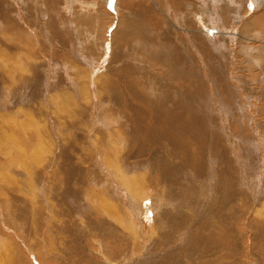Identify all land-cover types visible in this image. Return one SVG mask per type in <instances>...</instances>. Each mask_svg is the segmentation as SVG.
Masks as SVG:
<instances>
[{
  "label": "bare ground",
  "instance_id": "obj_1",
  "mask_svg": "<svg viewBox=\"0 0 264 264\" xmlns=\"http://www.w3.org/2000/svg\"><path fill=\"white\" fill-rule=\"evenodd\" d=\"M14 1H16V0H14ZM26 1H28V0H26ZM45 1L47 2V0H45ZM252 1L253 2H251V3L254 5H259V3L260 4L264 3V0H252ZM14 4H16V3H14ZM252 4H251V7L254 6V5L252 6ZM0 5H1V3H0ZM232 5L234 6V2L232 3ZM235 5H236V2H235ZM15 6H17V5H15ZM254 7H256V6H254ZM114 12H115V10H114ZM198 12H200V10H198ZM36 13H38V12H36ZM44 13L45 12H43V14ZM135 14H137V13H135ZM135 14H133V15H135ZM196 14H198V13H196ZM109 16H111V15H109ZM235 16L238 19V16L237 15H235ZM134 17L133 18L131 17V18L134 19ZM128 18H129V16H128ZM128 18L125 16L119 20V24H117L116 28L117 29L120 28L121 30L119 32L116 31L113 35V38H115L116 41L122 40V38L127 36V34H125V32L130 27H131V29H132V27H135V29L133 28L130 33L135 32L134 37L139 38L140 42H138V43H140V45H143L140 48L141 52H137L136 55H132V56L136 57V59L132 63L131 62V56H125L122 53L123 50H121V54L119 52V54H116L114 57H111L110 62H111V64H113V67L108 66V64L105 66V64H104V66L101 67L102 68L101 70H99L100 68L93 69V72H94L93 74H95V77L93 79H91V81H90V80H88V75L86 76V79L83 76L84 82L83 81L81 82L82 86L80 85L81 87L79 89L82 92V96H83L82 99L84 101L92 100L93 102L101 103V101H98L99 97L101 95H102L101 97L103 99L102 98H100V99L104 100L105 103L112 101V100H115V101H113L114 106H115V110L117 112L118 111L120 112L119 114L121 116V119L127 124L126 127L124 125V131H123L124 138L122 139L119 136V131L116 130L115 128H113L112 126L105 127L106 122H108L109 120H107V117L105 119H103L104 116H102L103 117L102 120L106 121L104 123L105 125L103 127H105L106 129L111 128L110 132L108 134H104L105 138H104V140H102V143H103L102 148L104 149L105 153H109L108 156H105V153L103 154L104 164L102 163L103 161L101 162V160H100V162L102 163L100 166H103V168H97L96 167L94 160H93L94 154L89 155V153H91L93 151L90 150L89 147H88L89 149H84L88 145V144L86 145L87 140L85 138H83V139L85 140L84 143L86 146L85 147L83 145H82V147L79 146L80 148L77 150V152H75V155L71 156L72 157L71 163L73 162V164L71 166H80V167L84 166V165L90 166L86 170L90 172V174H88L89 176L93 175V177H92L93 180H91L90 183L88 182L89 183L88 185H91V183H92L93 187L97 188L100 191V192H98L100 198L103 197L104 200H105V198H107V200L109 202L106 200L108 203V204H106L107 205L106 211L101 213V214H98V213L94 214L93 208H94V205L96 204V202L93 200L91 195H90L91 196L90 200H87L85 197H83L82 194L78 195V197L75 198L74 200H71L73 198L72 197L73 195L72 196L70 195L71 196V199L69 198L70 204L75 205L76 210L78 212H81V214L84 211L83 210L84 208L89 210V211L92 209V215L89 214L91 216L87 218L85 227L90 228V230L93 233H97L100 235L102 234L103 237H105V239L107 240L105 245L109 244V245H111V248L113 247L111 250L110 248L106 249L104 246V248L106 249L105 252L107 251L108 254H114L115 256L113 255L114 256L113 260H115L117 258L119 264H121V261H123V259L125 258L126 255H130L133 257H134V255L137 256L132 261L130 260L131 263L129 262V264H216L217 260L214 258L217 256V254H219L220 252H222L224 250L229 251V253L227 254L228 255L227 257L229 258L228 264H235L236 262H233V260L231 259V256L236 254L235 251L237 250L238 247L236 246L234 249V246H235V243H234L235 238L234 237H236V236L233 233V231L231 230V226H232V224L230 223L232 220L231 216L233 214L246 215V214L250 213V209H252V208H253L252 212H255L254 211L255 210L254 204L257 203L256 202L257 201V192L254 190V188L252 189L251 184L248 185L249 183H243L240 180V179H244V175H242V173H240V172H237L235 169V165H234V163H235V152H236V143L235 142H237V141L231 142L232 140H235V139H232V137H229L228 136L229 134L228 135L223 134L224 129H226V122L224 121L225 122L224 123L222 120H220V122H219V120L216 119V117H215L216 115H214L216 107L214 109L213 105H210L206 101L207 95H205V93H203V87L200 86L201 81L198 80L199 78L197 80L195 78L196 82L193 83V78L195 77L194 73L196 72L195 71L196 68H191L192 66L189 67L188 58L186 55L188 53H187V51H185L183 49L184 44L176 43L177 40L176 39L173 40V38L171 39L172 36L170 35V38L164 36L165 38H163L161 40L158 39L159 41L157 43H155L157 40V39H155L154 40L155 44L152 45V43H149L150 41H148V39H146V37H145L146 35L144 32L146 31V28H144V30H143L142 26L138 22L140 18L138 19V17H136L138 19L136 22H130ZM115 19L117 21L118 18L116 17ZM7 20H10V19H7ZM51 20H52V18L50 19V21ZM179 22H180V20H179ZM239 22H240V20H239ZM12 23H14V22L12 21ZM47 23H49V22L47 21ZM8 24H9V22H8ZM196 25H195V27H196ZM248 25H249V23H248ZM173 27H174V25H173ZM181 27H179V29H178V30H180V32H182V31L187 32V30H185ZM198 27H201V25L199 26V24H198ZM170 28H171V26H170ZM2 30H3V28H2ZM167 30L171 31L169 28H167ZM22 31L24 32V30H22ZM121 31H122V33H121ZM172 32H173V30L171 31L170 34H174ZM255 33H256V31H255ZM55 35H57V34H55ZM24 36L21 35V33L19 32V30L17 28L11 29L8 33H5L4 31L0 30V78L5 80V82H2V86H0L1 87L0 89L3 91L4 95L7 96V99H9L10 96H12L11 97L12 100H9L7 102H3L5 99L3 101L1 100L3 103H0V113L1 112H4V113L7 112L9 114H12V112H14L13 114L14 115L16 114L15 118L13 116L14 119L10 118L9 117L10 115L3 114V117L6 118L7 121H10L12 119V125H11V127H9L10 134H7L10 136V139L8 136H7L8 140L5 139V140H7L6 144L8 145V147H10V148H7V149H9L8 154L13 155L12 148L14 147L16 154L18 156L23 157L24 161L28 159V157H25V156L29 153H31L34 156V160L36 161L38 159L43 158L44 155L46 156L45 153L51 154L52 148H50L51 145L48 144V142L46 141V139L44 137V134H43L44 130L42 128L43 125L41 126V120L40 119H34L33 116L31 115L30 111H27V108H25V106L27 107V102H31V100L35 99V97H33V96L31 97V96L27 95V93H24V92H28L27 85L30 84L31 79L33 77H36V73L40 72V67H39L40 64L39 63L37 64V60H36L34 54H32L33 56L29 55L30 57L33 58V60L30 61V59H29V62H28V58H27L26 54L29 52V50H31L30 49L31 43ZM178 36H180V35H178ZM240 37H242L241 33L239 34V37H236L234 39V41L239 40ZM10 38H12V39H10ZM179 38H181V37H179ZM128 39H123V41H126ZM213 39H215V37ZM25 40H27V41H25ZM245 40L247 42L253 41L250 38H245ZM7 41L11 43L9 48L7 47V44H8ZM181 42H182V40H181ZM202 44L203 43H201L200 40H196V39H194V41L192 42V45H193L192 48H193L194 53H195V54L193 53L194 57H193V55H191L193 60H195V58L197 56L199 57L197 52L200 55L203 54L204 51H202L203 50ZM124 45H126L125 42H124ZM151 45H152V47H151ZM212 45L213 44L211 43V46ZM147 46H150L152 48L151 52L145 51V50H147L146 49ZM206 46L208 47L207 44H206ZM244 46L245 45H241V48H244ZM26 47H28V48L25 51L24 48H26ZM117 47H119V46H117ZM245 47H246V50L244 52L245 56L247 57V59H248V57L252 58L251 63L254 66L258 67V65L260 64V61H261V59H260L261 57L260 58H258V57L254 58V56L251 55V53L253 52L254 49H256V51H257V48H255L254 46H251V45H246ZM236 48H237V46H236ZM11 50H13V51L10 52ZM243 51H244V49H243ZM244 54H242V56ZM209 55H210V53H209ZM32 64L34 67H38L39 71L35 72ZM246 64H249V63H246ZM250 66H252V65L250 64ZM218 67H220V65ZM201 68H204V67H201ZM227 70H229V69H227ZM77 72H78V70H77ZM205 73H207V72H205ZM213 74H215V73H213ZM74 75H75V73H74ZM37 76H38V74H37ZM47 77H48V75H47ZM79 77L81 78V76H79ZM89 77H90V75H89ZM204 77H206V76H204ZM204 77H203V80L206 79ZM221 77H222V75H221ZM74 78H75V76H74ZM222 78H223L222 82L224 85L222 84L223 86H220V90H222L221 87H223L225 91H229L231 93L230 99H232V93H233L232 91H236L237 87L235 85L234 86L231 85L232 87L229 88V86L227 85L228 82L224 81L225 79H227V77L223 75ZM207 80H208V78H207ZM213 81H215V79ZM234 81H236V80H234ZM209 82H211V81H209ZM263 82H264V80H263ZM204 83H207V82H204ZM231 83L232 82H230V84ZM89 85H91L97 91V95L95 94L94 96H92L93 98L92 97L90 98V93L89 94L87 93ZM28 86H31V85H28ZM33 86H37V85L34 84ZM205 86L207 87V85H205ZM10 90H11V92H10ZM77 92H79V91H77ZM209 92H206V93L208 95H210ZM216 92H218L217 89L214 92L215 95H216ZM214 93H213V95H214ZM223 93L225 94V92H223ZM48 96L51 98L54 97L56 99H60L64 95H63V93L55 94V91H54V92L50 93ZM44 97L42 96L41 100L44 101ZM210 97H211V95H210ZM69 98H70V96H69ZM52 100H53V98H52ZM52 100H50V101H52ZM63 100H65V99H63ZM54 101L55 100H53V102ZM211 101H210V103H211ZM221 101H223V99L220 100V102ZM234 102H235V100H234ZM225 103H227V102H225ZM232 103H230V105ZM29 104H32V103H29ZM48 104H49V102H48ZM102 104H104V103L102 102L101 105ZM77 106H78L77 107L78 109L76 108L77 111H74V113L83 115L82 114V109H83L82 106H79V105H77ZM105 106H104V108H105ZM14 107H17L16 108L17 110L14 111V109H13ZM30 107H33V106H30ZM89 107L90 106L88 104L87 111H89L88 110ZM231 109H233V108H231ZM220 110H222V108H220ZM87 111H84V113ZM43 112H44V115L46 117H49L47 110H45ZM223 112H224V114H227V113L231 114L233 111L229 109L227 104H225ZM52 115L57 117L56 112H52ZM111 115H112V113H111ZM60 116H62V113ZM105 116H107V115H105ZM116 116H117V113H115V117ZM3 117L0 114L1 120ZM4 118H3V120H4ZM117 118H119V117L117 116ZM47 120L45 119V121H47ZM92 120H94V119H92ZM6 123H8V122H6ZM51 123H53V122H51ZM56 124L59 125L58 123H56ZM108 124H110V122ZM92 126H93V124H92ZM70 127H72V126H70ZM103 127L101 126V128H103ZM71 130H72V128H71ZM79 130H80V132L84 131V129L81 127L79 128ZM104 131H105V129H104ZM72 133H74L73 130H72ZM57 134H60V133H57ZM94 134H96V133H94ZM94 134H92V135H94ZM110 134H112V136H110ZM85 135L87 136L88 134L86 133ZM69 136H71V135H69ZM3 137H4V135H3ZM102 137L103 136H101V138ZM65 138H66V136H65ZM94 138L96 139V137H94ZM101 138H98V142H99V139H101ZM33 139H34V141H33ZM95 139L92 138V140H95ZM68 141H66L67 144H68ZM88 141H89V139H88ZM49 142L53 145L52 139H50ZM89 142L91 145V141H89ZM122 142L124 143L125 146L130 147V148H127V147L125 148L124 145H121V144H123ZM1 143H4L2 145H3V148H5V145H6L5 142L1 141L0 144ZM27 143H28V146L26 145ZM72 143L73 142L71 141V144ZM77 144H79V142H77ZM68 145L72 146L70 144H68ZM90 147L92 149V146H90ZM151 147H154L155 149L151 150ZM102 148H100V149H102ZM84 150L87 151V153H84ZM59 151H61V150H59ZM2 152H3V150H2ZM2 152H0V153H2ZM60 153H57V154H60ZM54 154H56V153L54 152ZM100 154L101 153L99 152L98 155H100ZM68 155H70V154H68ZM6 156H8V155L6 154ZM145 156H151V157L148 160L142 161L141 158L145 157ZM8 157H10V156H8ZM8 157H6V158H8ZM49 158H48L49 160H47L46 163H47V165H49L51 167L54 164L53 159L55 157H54V155H52V158H51V156ZM96 158H97V156H96ZM169 158H170V160H169ZM131 159H138V160L140 159L139 162L137 163V166L142 167L143 169L145 166L148 165L147 169H148L149 175L147 174L146 176H143V177L142 176L135 177L134 175H132L130 172H131V170H133L132 168H134L135 164H129V162H131ZM3 160H6V159L2 158V160H1V158H0V161L2 163H4ZM174 160L180 161L179 169L182 172H180L178 174L176 173L177 175L176 174L172 175V171L174 168L173 166H177L174 163ZM17 161L18 160L16 159L15 162H17ZM38 161H39V163H37ZM38 161L36 162V164L41 165L43 168V164H45L44 161H43V164H40V162H41L40 160H38ZM66 161H69V160H66ZM1 162H0V164H1ZM10 163L8 162L9 165L4 164L5 166H8L5 169L6 171L10 170V167H9V166H11ZM65 163H67V162H65ZM12 164H14V163L12 162ZM25 164H27V163H25ZM142 164H144V166H142ZM3 166L0 165L1 169ZM34 166L35 165H33V167ZM104 166H106V167H104ZM12 167H14V165H12ZM16 167H17V164H16ZM39 167L40 166H38V168ZM53 167H54V165H53ZM80 167H78V168H80ZM91 167L93 168V170ZM22 168H24V167H22ZM36 169L37 168H33V171ZM60 169H64V168H60ZM145 169H146V167H145ZM29 170H30V168H29ZM39 170H41V169H39ZM57 170L59 171V169H57ZM72 171L78 172V170L76 168H72ZM84 171H85V169H84ZM142 171H145V170H142ZM35 172H37V171H35ZM42 173H44L43 170H42ZM51 173H52V176L55 175V173H57L56 168H54L51 171ZM24 174H25V172H24ZM38 174H40V172ZM38 174H37V176L39 177ZM139 174L141 175V173H139ZM143 174H145V173L142 172V175ZM57 175H58V173H57ZM67 175L70 176V172H67ZM78 176L80 177V175H78ZM12 177L14 178V176H12ZM140 177H141V179H140ZM1 178L3 179V176ZM12 179H10V181ZM37 179L38 178H36L34 180H37ZM31 180H33L32 177H31ZM57 180H58V176H57ZM10 181H8L7 183H9ZM27 181L30 182V180H26V182ZM42 181H43V177H42ZM22 182H25V181H22ZM67 182L68 181H66L65 183H67ZM197 182H198V187L196 189L195 184ZM12 183H15V182L11 181V185H12ZM57 183H58V181H57ZM2 184H4V185H1L0 188L5 189V190H4V194L0 193V196H6V197L10 196L11 197V194H10L11 191L9 190L10 188L6 189L7 185L5 186V183H2ZM39 184H42V183H39ZM85 184H87V183H85ZM15 185H16V183H15ZM19 185L26 186V185H23L22 183ZM49 185H50V183H49ZM137 185H139V186L136 187ZM41 186L42 185H40V187ZM54 186H56V184H54ZM74 186H75V184H74ZM30 187H32V186H30ZM40 187H38V188L41 189ZM63 187H65V186H63ZM180 187H181V189H179V190H180L181 194L184 196V199L182 198L183 201L182 202L180 201L181 203L180 202H168V199L165 198L164 196L175 197L174 190L177 188H180ZM34 188L35 187L33 186V189H30V191L33 190V194L36 193V189H34ZM70 188H72V187H70ZM51 189H53V187ZM51 189L49 190V192L51 191ZM56 189H58V188H56ZM56 189H55V191H56ZM23 190L26 191L25 193H27V189L23 188ZM59 190H60V188H59ZM75 190H77V189H75ZM91 190H93V189L91 188ZM177 190H175V191H177ZM133 191L136 192V195H132ZM52 192H53V190L49 194H52ZM60 192H59V195L63 196L64 194L60 193ZM129 192H131V194ZM21 193H24V192H21ZM36 194H38V192ZM39 194H41V192ZM56 194H57V192H56ZM70 196H68V197H70ZM196 196H197V201L195 202V204H193V208H188L187 207L188 205H185V203L187 202V200L189 198H195ZM33 198L34 197H32V199ZM57 198H59V197H57ZM65 198H67V197H65ZM0 199H2V198H0ZM5 199L6 198L4 197L3 201H5ZM44 199H46V198H43V200L42 199L41 200L45 201ZM63 199H64V197L61 198L62 204H64ZM29 200L31 202V199H29ZM41 200H38L37 203L38 202L41 203L42 202ZM136 200L138 202L140 201L139 205L136 204ZM6 201H7V199H6ZM33 201H35V199H33ZM238 201H240V204H238V207H236L235 202H238ZM10 202H16V201L12 200ZM10 202L9 203L7 202L4 205L7 208V211H6L7 216L9 218V220L12 221L13 223H11V224H0V264H36L37 261L36 262L34 261L33 254L29 251V249H31L29 247H32V246H28V236L29 235L34 236L35 235L34 231L38 232V234H40L44 239V241L42 240L43 244L47 245L49 243V240H50L49 234L51 233L47 229L49 228V225L53 228L54 224L52 221H50L51 220L50 218H49L50 220H48V217L46 216L45 213L44 214L39 213V217L37 216L38 218H37L35 225H34V228H33L34 230H30V228L32 226L30 223L27 224V219H28L27 208L26 207H16L15 205H13V207H11ZM43 203L45 204V202H43ZM55 203L56 202H53V205ZM103 204H104V202H103ZM32 205H35V204H32ZM40 205H42V204H40ZM53 205H52V207H54ZM44 206H46V205H44ZM15 207H16V209H15ZM99 207H100V205H99ZM260 207H262V206H260ZM260 207H258V208H260ZM70 208H71V206H70ZM101 208H104V205ZM263 208H264V206H263ZM263 208L256 209L258 211H256L257 213L255 212V214H258V212H259V214L263 213V215H264V212H262ZM53 209L54 208H52V211H53ZM53 212L55 213V211H53ZM252 212H251V215H252ZM55 216L53 215V217H55ZM253 216H254V213H253L252 217ZM255 216H257V215H255ZM255 216L253 218H256ZM20 217H22V218L19 222L15 220L16 218H20ZM85 217H87V216H85ZM259 217H262V216L259 215ZM248 218H250V217H248ZM253 218H252L253 221H255V222L259 221L258 218H256L255 220ZM53 219L55 220V218H53ZM56 219H60V218H56ZM62 219L63 218H61V220ZM80 219H82V218H80ZM63 220H64V224H62V225L59 224L60 227L58 229L62 234L66 235V238L61 237L59 247H57L54 250V252H50L49 250L45 251L44 254H46L48 264H114L111 261H109L107 259V257H103V256L101 258H102V261L104 263L99 262L98 261L99 259H97V256L100 254V251L98 252L95 249H91L90 245L92 246V244L89 245V242L86 239L84 240V237H83L84 234L82 235L80 232H78L76 226H74L73 224H68V222H72L71 219L68 222H65L66 219H63ZM262 220H264L263 217H262ZM4 221L5 220H3V222ZM56 223H57V221H56ZM79 223L78 222L76 223L78 227L81 226V225H78ZM124 223L127 224L128 229H133L134 232L128 233L130 230H128V232H126V227L123 228V226H125ZM257 223H256V225L254 223H251V225H253V226L255 225L254 226L255 229L253 227L252 228L257 231L256 233L263 232L264 222L259 221ZM39 225H40V228H38ZM144 225H147V229L143 228L144 230H141V231H145V230H147V231H146V233L144 232L145 234L143 236H141L139 234V230ZM85 227L82 230H84ZM86 231H82V232H86ZM47 232H49V233H47ZM135 232L140 236V240H138V242L140 241L139 245L135 244V237L137 236L135 234ZM94 235H96V234H94ZM52 236H54V235H52ZM61 236H63V235H61ZM257 236H254V237L256 238ZM259 236L262 237V235H260V234H259ZM259 236H258V238H259ZM261 237H260V239L256 238L254 240H259V242H261L260 240L263 239ZM57 238H60V237L57 235ZM31 239H34V237ZM38 240H39V238H37V242H35V244L40 243V242H38ZM95 240H96V238H95ZM229 240L230 241L233 240L232 243L230 242L232 245L230 243H228ZM11 241H12V247H11V243H10ZM251 242H252V240H251ZM261 243H263V242H261ZM102 244H103V242H102ZM31 245L34 246L33 243ZM228 245H229V247H227ZM263 246H264V244H263ZM263 246H261V247H263ZM256 247H257V245H256ZM261 247L259 246L258 248L264 252V248H261ZM250 248H252V247H250ZM13 249L15 250V253H13ZM31 251H34V250H31ZM42 252H44V251H42ZM102 253L103 252H101V254ZM260 253L264 254L262 252H260ZM44 254L42 253V255H44ZM13 255H15V256H13ZM263 256H262V259H263ZM13 257H15V259H13ZM29 257H32V259H31L32 263L30 262ZM38 258H40V257H38ZM141 258H143V259H141ZM255 259H256V257H255ZM12 261H13V263H12ZM38 261H41V259H39ZM251 262H254V261H251ZM223 263L227 264L226 261ZM223 263H219V264H223ZM124 264H127V263H124ZM263 264H264V262H263Z\"/></svg>",
  "mask_w": 264,
  "mask_h": 264
},
{
  "label": "rangeland",
  "instance_id": "obj_2",
  "mask_svg": "<svg viewBox=\"0 0 264 264\" xmlns=\"http://www.w3.org/2000/svg\"><path fill=\"white\" fill-rule=\"evenodd\" d=\"M231 2L232 3L234 2V6L232 5ZM235 2H236V5H235ZM251 2H253V1L252 0H197V1L196 0H157V1L156 0H47V2H46L45 0H28V1H26V0H16V1H14V0H0V3H1V5H0L1 6L0 7V25H1L0 30L4 31L5 33H8L11 29L17 28L19 30V32L21 33V35L22 36L25 35L24 37H26L27 40L31 43V47H30L31 50H29V52L26 54V56L28 58V62H29V59H30V61L33 60V58L30 57L29 55L33 56L32 54H34L35 58L37 60V64L38 63L40 64L39 65L40 72L36 73V77H33L31 79L30 84H28L31 86L27 85L28 92H24V93H27V95H29L31 97L32 96L35 97V99L31 100V102H27V107L25 106V108H27V111H30V113L34 119H40L41 120V126L43 125L42 128L44 130V133H43L44 137H45L46 141L48 142V144L52 146V147L50 146V148H52V153H53V154L52 153L51 154L45 153L46 156L44 155L43 158L38 159L41 161L40 164H43V161H44L45 164H43V168L41 165L36 164V162L38 160L35 161L34 156L31 153H29L25 156V157H28V159L24 161L23 157L18 156L16 154L15 149L13 147L12 148L13 155H9L8 154L9 149H7V148H10V147H8V145L6 144V141L8 140L7 136L10 139V136L7 134H10L9 127H11V125H12V119L10 121H7L6 118L3 117V114L10 115L9 116L10 118H13V116L15 118L16 114L14 115L13 114L14 112H12L13 115L9 114L7 112H5V113L1 112L0 113L2 115V117L4 118V120H3V118H2V120L0 119V139H1L0 142L3 141L6 144L5 148H3V145H2L4 143L0 144V150H1L0 152H2V150H3V152H2L3 154L0 153V155H1L0 158H1V160H2V158L6 159V160H3L4 163H2L0 161L1 162L0 165H2V166L4 164L9 165L8 162L9 163L11 162L10 163L11 166H9L10 170L7 169L8 171L5 170L6 167H8V166L4 165L2 167V169L0 167V171H1L0 176L1 175L3 176V179L1 178L2 176L0 177V186L4 185L2 183H5V186L7 185L6 189L10 188L9 190L11 191L10 192L11 197L10 196L9 197L0 196V198H2V199H0V224H11V223H13L12 221L9 220L7 213H6L7 208L4 205L7 202L9 203L12 200H15L16 202H10L11 207H13V205H15L16 207H26L27 208V211H28L27 212V214H28L27 224L30 223L32 226L30 228V230H34L33 228H34V225H35L37 218L39 217V213H43V214L45 213L46 216L48 217V220L51 219L50 221H52L54 224L53 228L49 225V228L47 229L49 232H51L49 234V239H50L49 243H48L49 245L43 244L44 239L40 234H38V232L34 231V233H35L34 236H30V235L28 236V246H32V247H29V248H31V249H29V251L33 254L34 261L35 262L37 261L36 264H48L46 254H44L45 251L49 250L50 252H54V250L57 247H59L61 237L66 238V235L62 234L58 229L60 227L59 224H61V225L64 224L63 219H66L65 222H68L71 219L72 222H68V224H73L74 226H76L78 232H80L82 235L84 234L83 235L84 240L86 239L89 242V245L92 244V246L90 245L91 249H95L98 252L100 251V254L97 256V259H99L98 260L99 262H101V263L103 262L102 258H101L103 256V257H107V259L109 261H111L112 263L119 264L117 258L115 260H113V257L115 256L114 254H108L107 251L105 252L106 249L110 248L112 250V248H113V247L111 248V245H109V244L105 245L106 241H107L105 239V237H103L102 234L100 235L97 233H93L90 230V228L85 227L87 218L92 215V209L89 211V210L84 208L83 209L84 211L82 212L83 215H82L81 212H78L76 210L75 205L70 204L69 200L71 199L72 195H73L72 196L73 198L71 200H74L75 198L78 197V195H81V194L87 200H90V197L92 196L93 200L96 202V204L94 205L95 209L93 208L94 214H96V213L101 214V213L106 211V207H107L106 204H108L107 198H105V200L103 197L100 198L99 193H98L100 191L97 188L93 187L92 183H91V185H88L90 183V181L93 180V178H92L93 175L89 176L88 174H90V172L86 170L90 166H86V165L81 166V167L80 166H71L73 164V162L71 163V161H72L71 156L72 155L74 156L75 152H77V150L80 147H82V145L85 147L88 144L85 148L84 147L83 148L84 149L90 148V150H92L94 153L91 152V153H89V155L94 154L93 160H94L96 167L97 168H103V166H100L102 163L104 164L103 154L105 153L104 149L102 148L103 147L102 140H104V138H105L104 134H108L110 132V129H111V128L106 129L105 127L112 126L113 128H115L116 130L119 131V136L122 139L124 138V134H123L124 125L126 127L127 124L121 119V116L119 114L120 112L119 111L117 112L115 110V106H114V102H113L115 100H112V101L105 103L104 100H102L103 98L101 97L102 96L101 95L99 97L98 101H101V103L103 102L104 104H102V105H101V103H99V102L96 103V102H93L92 100L84 101L82 99L83 98L82 92L79 89L82 86L81 82L82 81L84 82L83 76L86 79V76L88 75V80H90V81H91V79H93L95 77V74H93L94 73L93 69L100 68L99 70H101L102 69L101 67L104 66V64H105V66L108 64V66L113 67V64H111V62H110L111 57H114L116 54H119V52L121 54V50H123L122 53L125 56H131V62L132 63L136 59V57L132 56V55H136L137 52H141L140 48L143 45H140V43H138V42H140L139 38L134 37L135 32L130 33L133 28L135 29V27H132V29L130 27L125 32V34H127V36L122 38V40L116 41V39L113 38L114 33L116 31L119 32L121 30L120 28H118V29L116 28L117 24H119V20L125 16L127 18L129 16L128 19L130 22H136L140 18L138 22L142 26L143 30H144V28H146V31L144 32L146 35L145 37H146V39H148V41H150L149 43H152V45L157 43L159 40H161L165 37L170 38V35L172 36L171 39L173 38V40H175V39L177 40L176 43L184 44L183 49L185 51H187V53L189 54V55L186 54L187 58H188L189 67L192 66L191 68H196V70H195L196 72L194 73L195 77L193 78V83L196 82V80L199 78L198 80L201 81L200 86L203 87V93H205V95H207V99L205 98L206 101L210 105H213L214 109L216 107L217 111L215 110V113H214V115H216L215 116L216 119H218L219 122H220V120H222L223 122L224 121L226 122V129H224L223 134H225V135L229 134L228 135L229 137H232V139H235V140H232L231 142L237 141V142H235L236 143V152H235V163H234V165H235L236 171L240 172V173H242V175H244V179H240V180L243 183H249L248 185L251 184L252 189L254 188V190L257 192V201H256L257 203L254 204V209H255L254 211L256 212V211H258L256 209L263 208V206H264V204H263L264 203L263 202L264 201V82H263V80H264V3L262 2L263 4L259 3V5H254ZM14 3H16V4H14ZM251 4H252V6L254 5L256 7H254V6H253L254 8L251 7ZM15 5H17V6H15ZM114 10H115V12H114ZM198 10H200V12H198ZM36 12H38V13H36ZM43 12H45V13L43 14ZM195 12L198 14H196ZM135 13H137V14H135ZM133 14H135V15H133ZM109 15H111V16H109ZM235 15L238 16V19ZM116 17L118 18L117 21L115 19ZM131 17L132 18L134 17V19H132ZM136 17H138V19ZM51 18H52V20L50 21ZM7 19H10V20H7ZM179 20H180V22H179ZM239 20H240V22H239ZM12 21L15 24L12 23ZM47 21L49 23H47ZM8 22H9V24H8ZM197 23L199 24V26L201 25V27H198ZM248 23H249V25H248ZM173 25H174V27H173ZM195 25H196V27H195ZM170 26L172 29L170 28ZM166 27L169 28L171 31L173 30L172 33H174L175 35L170 34L171 31H168ZM179 27L187 30V32H184V31L180 32V30H178ZM2 28H3V30H2ZM22 30H24L25 33ZM255 31H256V33H255ZM121 33H122V31H121ZM240 33H241L242 37H240L239 40H235L236 41L235 42L234 39L236 37H239ZM55 34H57V35H55ZM178 35H180V36H178ZM179 37H181V38H179ZM214 37H215V39H213ZM245 38H250L253 41L247 42L245 40ZM10 39H12V38H10ZM123 39H128V40L123 41ZM155 39H157L156 42L154 41ZM194 39L200 40L201 43H203L202 44V49H203L202 51H204L202 55H200L197 52L199 57L197 56L195 58V60H193L192 56H191V55H193V57H194V54H195L194 50L192 48V46H193L192 42L194 41ZM27 40H25V41H27ZM181 40H182V42H181ZM124 42L126 45H124ZM211 43L213 44L212 46H211ZM8 44H7V47L9 48L11 43L8 42ZM206 44L208 45V47L206 46ZM152 45H151V47H152ZM235 45L237 46V48ZM241 45H245V46L251 45V46H254L255 48H257V51H256V49H254L253 52L251 53V55L254 56V58H257V57L260 58L261 57L260 58L261 61H260V64L258 65V67L254 66L251 63L252 58L248 57V59H247V57L244 54L246 47L244 46V48H241ZM117 46H119V47H117ZM151 47L147 46L146 47L147 50H145V51L151 52L152 51ZM27 48L28 47L24 48V50L26 51ZM243 49H244V51H243ZM12 51L13 50H11L10 52H12ZM209 53H210V55H209ZM242 54H244V55L242 56ZM246 63H249V64H246ZM250 64L252 66H250ZM219 65H220V67H218ZM32 66H33V64H32ZM201 67H204V68H201ZM33 68H34L35 72L39 71L38 67L33 66ZM227 69H229V70H227ZM77 70H78V72H77ZM205 72H207V73H205ZM74 73H75V75H74ZM213 73H215V74H213ZM37 74H38V76H37ZM46 74L48 75V77ZM89 75H90V77H89ZM221 75H222V77H223V75L227 77V79H225L224 81L228 82V84L226 82L225 83L229 86V88H231L234 85L237 87L236 91H232L233 92L232 93V99H230L231 93L229 91H225L223 87H221L222 90H220V86L224 85L222 82L223 78L221 77ZM74 76H75V78H74ZM79 76H81V78ZM204 76H206V77H204ZM203 77L206 78V79H204L205 81L203 80ZM195 78H196V80H195ZM207 78H208V80H207ZM214 79H215V81H213ZM234 80H236V81H234ZM203 81L207 82V83H204ZM209 81H211V82H209ZM2 82H5V80L0 78V86H2ZM230 82H232V83L230 84ZM34 84H36L37 86H33ZM205 85H207V87ZM215 88L218 90V92H216V95L214 93L216 90ZM0 91H1L0 92V103L12 100L11 99L12 96H10V98L7 99V96L4 95L3 91L1 89H0ZM54 91H55V94L63 93L64 96L61 97L60 99H56V98L52 97L53 100H55L53 102L52 98L49 97L48 95ZM77 91H79V92H77ZM222 91L225 92V94ZM10 92H11V90H10ZM206 92H209L211 97ZM87 93L88 94L90 93V98L92 96H94L95 94L97 95V91L91 85L88 86ZM213 93H214V95H213ZM42 96L43 97L45 96L44 101L41 100ZM69 96H70V98H69ZM100 98H102V99H100ZM63 99H65V100H63ZM222 99H223V101L220 102V100H222ZM1 100L2 101L4 100V101L2 102ZM50 100H52V101H50ZM234 100H235V102H234ZM210 101H211V103H210ZM48 102H49V104H48ZM225 102H227V103H225ZM29 103H32V104H29ZM230 103H232V104L230 105ZM88 104L90 106L88 109L89 111H87ZM225 104H227L229 109L233 111L231 114L230 113L224 114L223 109H224ZM77 105L82 106V108H83L82 114L83 115L74 113V111H77V109H78ZM30 106H33V107H30ZM104 106H105V108H104ZM16 108L17 107L13 108L14 111L17 110ZM220 108H222V110H220ZM231 108H233V109H231ZM45 110H47L49 117H46L44 115L43 111H45ZM84 111H87V112L84 113ZM52 112H56L57 117L53 116ZM61 113H62V116H60ZM111 113H112V115H111ZM115 113H117V116L119 118H117V116L115 117ZM105 115H107V116H105ZM102 116H104V118ZM106 117H107V120H109L108 122L102 120V118L105 119ZM45 119L46 120L48 119V120L45 121ZM92 119H94V120H92ZM6 122H8V123H6ZM51 122H53V123H51ZM105 122H106L107 126L104 124ZM109 122L111 125L108 124ZM56 123H58L59 125H57ZM92 124H93V126H92ZM104 125H105V127H103ZM70 126H72V127H70ZM101 126L103 128H101ZM80 127L83 128L84 131L80 132V130H79ZM71 128H72L74 133H72ZM104 129H105V131H104ZM56 132L60 133V134H57ZM85 132L88 134L87 136L85 135L86 134ZM94 133H96V134H94ZM92 134H94V135H92ZM3 135H4V137H3ZM69 135H71V136H69ZM65 136H66V138H65ZM101 136H103V137L101 138ZM110 136H112V134H110ZM94 137H96V139ZM83 138H85L88 142V143L86 142V145L84 143L85 140ZM87 138L89 139V141H91V145H90V142L88 141ZM92 138L95 139L96 141L92 140ZM98 138H101V139H99V142H98ZM5 139H7V140H5ZM50 139H52L53 145L49 142ZM33 141H34V139H33ZM66 141H68V144H70L72 146H69L66 143ZM71 141L73 142L72 144H71ZM77 142H79V144H77ZM26 145L28 146V143ZM89 145L92 146V149ZM121 145H124V143ZM124 147L126 148L127 146L124 145ZM100 148H102V149H100ZM127 148H130V147H127ZM154 149H155L154 147H151V150H154ZM59 150H61V151H59ZM54 152L56 154H54ZM99 152L101 153L100 154L101 156L98 155ZM5 153L10 157L6 156ZM57 153H60V154H57ZM84 153H87V151L84 150ZM68 154H70V155H68ZM52 155H54V157H55L53 159L54 160V164H53L54 167H53V165L50 167L46 163L47 160L50 159L49 158L50 156L52 158ZM108 155H109V153H105V156H108ZM96 156H97V158H96ZM6 157H8V158H6ZM150 157L151 156H145V157H142L141 160L142 161L148 160ZM16 159L19 162L18 161L15 162ZM66 160H69V161H66ZM100 160H101V162L102 161L103 162L101 163ZM139 160L138 159H131V162H129V164H135L136 166L134 165V168H132V169L133 170L135 169V170L134 171L131 170L130 173L132 175H134L135 177H137V176L143 177V176H146L147 174L149 175L148 169H147L148 165L145 166L146 169H145V167L143 169L142 167L137 166V163L139 162ZM169 160H170V158H169ZM12 162L14 164H12ZM65 162H67V163H65ZM25 163H27V164H25ZM37 163H39V161ZM174 163L177 166H173L174 167L173 171L175 173L172 171V175H175L176 173L178 174V173L182 172L179 169L180 161L174 160ZM16 164H17V167H16ZM12 165H14V167H12ZM33 165H35V166L33 167ZM21 166L24 168H22ZM38 166H40V167L38 168ZM142 166H144V164H142ZM78 167H80V168H78ZM104 167H106V166H104ZM29 168H30V170H29ZM33 168H37V169L33 171ZM54 168H56L58 175H57V173H55V175H53L54 176L53 177L51 171ZM60 168H64V169H60ZM72 168H76L78 170V172H75V171L73 172ZM39 169H41V170H39ZM57 169H59V171ZM84 169H85V171H84ZM42 170L44 173H42ZM92 170H93V168H92ZM142 170H145V171H142ZM35 171H37V172H35ZM141 171L144 172L145 174L142 175ZM24 172H25V174H24ZM39 172H40V174H38ZM67 172H70V176L67 175ZM139 173H141V175ZM37 174L39 175V177L37 176ZM78 175H80V177ZM12 176H14V178ZM57 176H58V180H57ZM31 177L33 178V180H31ZM42 177H43V181H42ZM36 178H38L37 179L38 181L34 180ZM10 179H12L11 181L15 182L16 185H15V183H12V185H11ZM140 179H141V177H140ZM26 180H30V182L29 181L26 182ZM8 181H10V182L7 183ZM22 181H25L26 183L22 182ZM57 181H58V183H57ZM66 181H68L67 182L68 184L65 183ZM21 183L23 185H26V186L19 185ZM39 183H42V184H39ZM49 183H50V185H49ZM85 183H87V184H85ZM54 184H56V186H54ZM74 184H75V186H74ZM40 185H42V186L40 187ZM195 185L194 186L197 189L198 182ZM30 186H32V187H30ZM33 186L35 187L34 189H36V193L38 192V194H36V193L33 194V190H31L32 192L30 191V189H33ZM63 186H65V187H63ZM138 186L139 185H137L136 187H138ZM38 187H40L41 189H39ZM52 187H53V189H51ZM55 187L58 189H56ZM70 187H72L73 189ZM90 187L93 190H91ZM23 188L27 189V193H25L26 191H24ZM59 188H60V190H59ZM74 188L77 190H75ZM50 189H51V191L53 190L52 194H49L51 192V191L49 192ZM55 189H56V191H55ZM177 189H175V190H177L178 192L174 190L175 197L164 196L165 198L168 199V202H180V201L182 202L183 201L182 198L184 199V196L181 194V192L179 190V189H181V187L177 188ZM4 190L5 189L0 188V193L4 194ZM21 192H24V193H21ZM40 192H41V194H39ZM56 192H57V194H56ZM59 192L63 193L64 195L63 196L59 195ZM131 192H129V193L131 194ZM132 195H136V192L133 191ZM68 196H70V197H68ZM4 197L7 199V201H6V199H5V201H3ZM32 197H34L33 199H35V201H33ZM57 197H59V198H57ZM60 197L61 198L64 197V199H63L64 204L61 203ZM65 197H67V198H65ZM40 198L42 200H43V198H46V199H44L45 201H42ZM29 199H31V202ZM38 200H41L42 202L37 203ZM196 201H197V196L195 198H189L187 200V202L185 203V205H188L187 206L188 208H193V204H195ZM43 202H45V204ZM53 202H56V203L53 205ZM103 202H104V204H103ZM139 202L136 200L137 205L140 204ZM32 204H35L36 206L32 205ZM40 204H42V205H40ZM238 204H240V201L235 202L236 207H238ZM44 205H46V206H44ZM52 205L54 207H52ZM69 205L71 206V208ZM99 205H100V207H99ZM103 205H104V208H101V207H103ZM260 206H262V207H260ZM16 207H15V209H16ZM258 207H260V208H258ZM52 208H54L53 211H55V213L52 211ZM252 210H253V208L250 209V213H248L246 215L233 214L231 216L232 217V220L230 222L232 224L231 230L233 231V233L237 237V238L234 237L235 238L234 239V243H235L234 249L236 246L238 247L237 250L235 251L236 254L231 256V259L233 260V262H236L235 264H263V262H264V260H263L264 254L260 253V252H262V253H264V252L258 248L259 246L261 247L264 244V230H263V232H258L260 235H262V237L259 236L258 233H256L257 232L256 230H254L255 229L254 226L256 225L257 222H259V221L264 222V220H262V217L264 218V215H263V213L259 214V212H258V214L262 216V217H259V215L255 214V212H252ZM251 212H252V215H253V213H254V216L257 215L255 217L258 218L259 221L255 222L252 220V218L254 216L252 217ZM262 212H264V208H263ZM89 214H91V215H89ZM53 215L54 216L56 215V216L53 217ZM85 216H87V217H85ZM248 217H250V218H248ZM21 218L22 217L16 218L15 220L19 222L21 220ZM53 218H55V220ZM56 218H60V219H56ZM61 218H63L62 219L63 221L61 220ZM80 218H82V219H80ZM256 218H253V219L255 220ZM3 220H5V221L3 222ZM56 221H57V223H56ZM77 222L78 223L80 222L81 224L79 223L78 225H81V226L78 227L76 224ZM251 223H254L255 225L253 226V225H251ZM124 225L125 226H123V228L126 227V232H128V230H130L128 233L134 232L133 229H128L126 223H124ZM144 226H142L141 229L139 230V234L141 236H143L147 231V230L141 231V230H144L143 228L147 229V225H144ZM84 227L87 231L85 229L82 230ZM38 228H40V225L38 226ZM82 231H86V232H82ZM49 232H47V233H49ZM94 234H96V235H94ZM135 234L137 235L136 236L137 238L135 237V244L139 245L140 241L138 242V240H140V236L136 232H135ZM52 235H54V236H52ZM57 235L60 238H57ZM61 235H63V236H61ZM257 235L259 236V238ZM254 236H257L256 237L257 239H260V237L263 238L262 240H260L263 243L259 242V240H254V239H256ZM33 237H34V239H31ZM36 237L39 238L38 242H40V243H36L37 245L35 244V242H37ZM95 238H96V240H95ZM251 240H252V242H251ZM232 241L229 240L228 243H230V242L232 243ZM102 242H103V244H102ZM10 243H11V247H12V241ZM32 243L34 244V246L31 245ZM229 245L227 247H229ZM256 245H257V247H256ZM104 246L106 249L104 248ZM250 247H252V248H250ZM261 248H264V246ZM31 250H34V251H31ZM42 251H44V252H42ZM101 252H103V253L101 254ZM13 253H15L14 249H13ZM42 253L44 255H42ZM228 253H229L228 250H224V251L220 252L219 254H217V256L214 258L217 260L216 264L223 263L225 261L228 264V261H229V258L227 257ZM13 256H15V255H13ZM262 256H263V259H262ZM38 257H40V258H38ZM136 257L137 256H135V255H134V257L130 256V255H126L125 258L123 259V261H121V264L122 263L123 264L124 263L129 264V262L131 263V261L133 259H135ZM255 257H256V259H255ZM29 258H30V262L32 263V260H31L32 257H29ZM13 259H15V257H13ZM39 259H41V261H38ZM141 259H143V258H141ZM251 261H254V262H251ZM12 263H13V261H12ZM223 264H225V263H223Z\"/></svg>",
  "mask_w": 264,
  "mask_h": 264
}]
</instances>
